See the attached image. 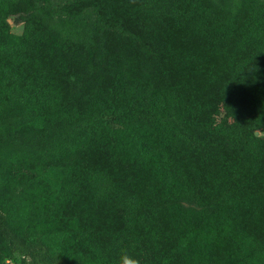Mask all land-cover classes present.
<instances>
[{
	"label": "trees",
	"instance_id": "obj_1",
	"mask_svg": "<svg viewBox=\"0 0 264 264\" xmlns=\"http://www.w3.org/2000/svg\"><path fill=\"white\" fill-rule=\"evenodd\" d=\"M11 14L24 23L16 37ZM73 25L106 51L72 39ZM2 66L10 253L26 264H264V138L253 132L264 126V0H0ZM123 127L136 142L110 140ZM182 195L215 220L152 214ZM61 216L89 240L56 234Z\"/></svg>",
	"mask_w": 264,
	"mask_h": 264
},
{
	"label": "rangeland",
	"instance_id": "obj_2",
	"mask_svg": "<svg viewBox=\"0 0 264 264\" xmlns=\"http://www.w3.org/2000/svg\"><path fill=\"white\" fill-rule=\"evenodd\" d=\"M56 2H58V0H55ZM17 17L13 14L7 16L6 20L8 22V34L13 35V36H19V34H21L23 32V28H24V23L23 21H18L16 19ZM68 31V35L71 36L72 39L76 40V41H80V42H84V43H91V44H100L101 45V49L102 51H106L107 49V43L102 42V41H98L96 40L97 38L94 36L96 35L89 27L85 26V25H73L70 27V29H67ZM109 37H111V35H108ZM106 37V36H105ZM10 45V44H9ZM7 45V46H9ZM11 46V45H10ZM13 47V46H11ZM7 53H12L11 51H7ZM1 70H5L4 73L1 74L0 72V77H1V82L5 83L4 81L8 80L9 78L12 77V73L9 72L6 67L2 66ZM129 93L131 95H134L135 93L132 92L131 90L129 91ZM248 113L246 109H242L240 114H245ZM27 121L28 122H33L34 120L31 118V116L28 114L27 115ZM125 127L118 129V133L113 132L110 130V133H108V136L110 138V140L112 139L114 141V139L117 141V143H120V145L122 144L121 141L124 140L125 138V144L128 145V143L132 144V142H136L137 139V134L134 130L131 129H124ZM259 128L261 130L264 131V126H260V127H256ZM124 129V130H123ZM255 129V128H254ZM115 130V129H114ZM113 130V131H114ZM117 134V135H116ZM118 136V137H116ZM258 137H263L256 135ZM119 139V140H118ZM15 159H13V162L15 163ZM11 163V160H10ZM6 168H8L9 166H5ZM48 173L50 175L53 174V170H49ZM223 202V201H222ZM224 204V202H223ZM217 207H219L221 205V201H219L217 204ZM210 209V206L208 204L202 203L201 201L197 200L195 197L189 196V195H182L180 197H178L177 199H175L174 201L168 202L165 205H160V207L156 210V208L153 209L152 214H154V212L160 214V216H165L168 215L170 216L172 219L177 215V213L179 212H188L190 210H193V212H195L196 214H198L199 216H201L200 218H203V222H209L212 220H215L213 218V216L211 215V209L208 213H206V211ZM251 212V211H249ZM14 214H16L15 210L13 211ZM252 213V214H251ZM248 213V217L254 221L253 219L255 218L253 212ZM165 218V217H164ZM82 227V222L79 221L78 219H71L68 218L66 216H61L59 217L57 220H55V228L54 231L56 234L62 235V236H67L68 233H72L74 231H77V236H76V240L77 242H87L89 240V235H87L86 233H79V229ZM178 258V255H176ZM27 261V256L25 255H21L17 252H13L10 253L9 252V246H8V241L4 238V236H2V234H0V264H26Z\"/></svg>",
	"mask_w": 264,
	"mask_h": 264
},
{
	"label": "clouds",
	"instance_id": "obj_3",
	"mask_svg": "<svg viewBox=\"0 0 264 264\" xmlns=\"http://www.w3.org/2000/svg\"><path fill=\"white\" fill-rule=\"evenodd\" d=\"M121 264H139V261L134 257H131L129 255H124L121 258Z\"/></svg>",
	"mask_w": 264,
	"mask_h": 264
},
{
	"label": "water",
	"instance_id": "obj_4",
	"mask_svg": "<svg viewBox=\"0 0 264 264\" xmlns=\"http://www.w3.org/2000/svg\"><path fill=\"white\" fill-rule=\"evenodd\" d=\"M253 132H254L255 135H259V136L264 135V131L261 130V129H259V128H255V129L253 130Z\"/></svg>",
	"mask_w": 264,
	"mask_h": 264
}]
</instances>
